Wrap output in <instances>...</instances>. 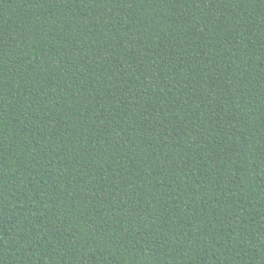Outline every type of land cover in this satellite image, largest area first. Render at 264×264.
Segmentation results:
<instances>
[{
  "label": "trees",
  "instance_id": "1",
  "mask_svg": "<svg viewBox=\"0 0 264 264\" xmlns=\"http://www.w3.org/2000/svg\"><path fill=\"white\" fill-rule=\"evenodd\" d=\"M0 264H264V0H0Z\"/></svg>",
  "mask_w": 264,
  "mask_h": 264
}]
</instances>
